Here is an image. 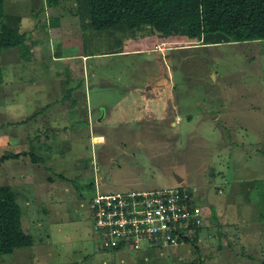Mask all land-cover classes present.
<instances>
[{"label":"rangeland","instance_id":"rangeland-1","mask_svg":"<svg viewBox=\"0 0 264 264\" xmlns=\"http://www.w3.org/2000/svg\"><path fill=\"white\" fill-rule=\"evenodd\" d=\"M82 17L77 0H4V21L27 37L0 51V184L34 242L0 264H260L264 40L154 34L108 53L125 32ZM96 176L107 192L194 188L202 234L179 247L104 249L89 208Z\"/></svg>","mask_w":264,"mask_h":264},{"label":"trees","instance_id":"trees-1","mask_svg":"<svg viewBox=\"0 0 264 264\" xmlns=\"http://www.w3.org/2000/svg\"><path fill=\"white\" fill-rule=\"evenodd\" d=\"M62 0H44L58 6ZM85 23L96 29H122L124 39L158 34L189 36L203 44H222L264 40V0H77ZM4 0H0V51L20 45L26 31L4 21ZM58 20L55 22L57 23ZM53 23V22H52ZM0 67V83L3 82ZM20 152L6 157L18 156ZM35 157V156H34ZM94 187L95 180L90 181ZM189 189H194L187 187ZM195 190V189H194ZM23 207L7 184H0V253H11L19 246L34 242L32 234L22 229ZM199 237H196L193 243ZM114 251V250H108ZM181 264H201L187 261ZM260 264H264L262 258Z\"/></svg>","mask_w":264,"mask_h":264},{"label":"built area","instance_id":"built-area-1","mask_svg":"<svg viewBox=\"0 0 264 264\" xmlns=\"http://www.w3.org/2000/svg\"><path fill=\"white\" fill-rule=\"evenodd\" d=\"M99 184L96 176L89 208L92 229L100 234L104 249L179 247L192 245L202 234L207 212L194 189L162 186L107 192L99 190Z\"/></svg>","mask_w":264,"mask_h":264},{"label":"crops","instance_id":"crops-1","mask_svg":"<svg viewBox=\"0 0 264 264\" xmlns=\"http://www.w3.org/2000/svg\"><path fill=\"white\" fill-rule=\"evenodd\" d=\"M58 54H59V53H57V54L52 53L50 56H51L52 59L65 58L64 56H61V55H58ZM82 56L85 57L86 54H83ZM25 96H26L27 99L31 98L30 93H27ZM26 98H25V102H26ZM46 98H48V97L46 96ZM54 99H55V98H54ZM57 99H59V98H57ZM45 100H46V99H45ZM56 101H57V100H56ZM93 188H94V187H93Z\"/></svg>","mask_w":264,"mask_h":264},{"label":"water","instance_id":"water-1","mask_svg":"<svg viewBox=\"0 0 264 264\" xmlns=\"http://www.w3.org/2000/svg\"><path fill=\"white\" fill-rule=\"evenodd\" d=\"M178 179L181 182L183 180V177L182 176L181 177H178Z\"/></svg>","mask_w":264,"mask_h":264}]
</instances>
